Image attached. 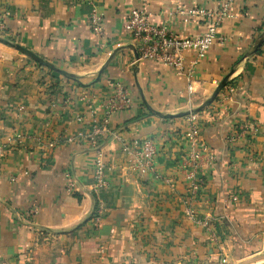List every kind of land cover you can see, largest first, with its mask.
<instances>
[{
	"label": "crops",
	"instance_id": "crops-1",
	"mask_svg": "<svg viewBox=\"0 0 264 264\" xmlns=\"http://www.w3.org/2000/svg\"><path fill=\"white\" fill-rule=\"evenodd\" d=\"M3 2L2 40L41 63L0 43V264L216 258L205 229L186 213L190 147L182 133L195 114L214 162L191 209L198 220L211 219L227 254L240 247L253 256L264 252V0H232L214 44L194 67L195 55L185 52L180 75L138 60L124 30L126 11L140 9L156 26L195 37L203 22L176 9L217 12L222 0ZM92 12L102 16L101 36L88 24ZM225 79L216 99L200 110ZM115 83L133 105L108 118L98 141L109 185L95 198L89 191L94 147L77 134L104 119ZM244 124L257 132L229 143ZM143 140L158 151L147 176L130 170L123 151ZM96 204L102 212L93 227Z\"/></svg>",
	"mask_w": 264,
	"mask_h": 264
},
{
	"label": "built area",
	"instance_id": "built-area-1",
	"mask_svg": "<svg viewBox=\"0 0 264 264\" xmlns=\"http://www.w3.org/2000/svg\"><path fill=\"white\" fill-rule=\"evenodd\" d=\"M232 0H222L217 12L205 8L193 7L190 9L178 8L176 12L181 17L196 18L203 22L204 31L195 37H180L170 32L165 27H159L153 24L147 13L140 9L130 8L124 15V30L133 40L136 46L138 60L157 61L164 67L170 68L176 74H183L184 53L193 52L195 59L192 61L193 67L199 59L203 58L210 47L214 44L217 30L227 17ZM91 31L102 35L103 20L102 16L96 12L88 19ZM3 27V24H0ZM226 98H223L225 100ZM133 100L128 91L120 84L115 83L112 86V94L108 97L104 108V119L100 122L93 121L90 123L88 132L80 131L77 138L86 140L94 147L95 158L92 163L90 175V194L97 198L100 190L108 188L106 178V167L104 154L98 141L104 135L107 129L108 118L115 113L128 110L132 107ZM82 122V118H77ZM197 115H190L187 128L182 133V138L189 144L190 152L187 157L190 170L186 178L189 183V194L185 203L189 204L186 211L190 220L199 223L204 228H210L208 219L196 218L195 212L191 209L192 204L196 203L201 196L204 186L203 173L206 167L211 166L214 162V156L208 152L207 148L200 140L201 127L198 123ZM239 133L231 135L227 141L233 143L238 137L246 134L254 135L257 127L254 124H244L238 127ZM123 151L129 154L131 161L129 168L140 176H147L154 172L155 158L157 156V147L152 140H143L133 142L131 145H124ZM74 185L69 183V190H74ZM101 205L96 204L95 219L92 226L97 227L101 217Z\"/></svg>",
	"mask_w": 264,
	"mask_h": 264
},
{
	"label": "rangeland",
	"instance_id": "rangeland-1",
	"mask_svg": "<svg viewBox=\"0 0 264 264\" xmlns=\"http://www.w3.org/2000/svg\"><path fill=\"white\" fill-rule=\"evenodd\" d=\"M5 9L6 7L4 5L3 0H0V15L1 16L4 15ZM0 24H3V23H0ZM3 29H4L3 27H0V38L6 39V37L3 35ZM18 52L28 57V55L25 54L24 52L22 51H18ZM204 219H207V218H204ZM209 224H210L209 229L204 228L203 226L202 228L205 229L207 233L208 242L209 244L213 246L211 248H213L214 253H215V248H216V252H217L216 258H215V254L213 256L204 254L203 258H198V260L192 259L191 261H187L185 263L183 262L181 264H257V263H260L261 261L262 262L264 261V252L260 255L253 256V253L251 254L249 252H246V250L241 247L237 249L232 248L230 249L231 251H229L227 254V251L222 245L223 242H222L221 233H219L218 230L215 228V225L212 224L211 219L209 220Z\"/></svg>",
	"mask_w": 264,
	"mask_h": 264
},
{
	"label": "water",
	"instance_id": "water-1",
	"mask_svg": "<svg viewBox=\"0 0 264 264\" xmlns=\"http://www.w3.org/2000/svg\"><path fill=\"white\" fill-rule=\"evenodd\" d=\"M0 43L4 44V45H6V46H9V47H11V48H13L14 50L25 52V53H27L30 57L36 59L39 63H41L37 58H35V56H33L31 53H29L28 51L24 50L23 48H21V47H19V46L13 45V44H11V43H9V42H7V41H5V40H2V39H0ZM225 81H226V79L223 80V82L218 86V88H217L216 91L214 92L213 96H212L207 102H205V104L202 106V108H201L200 110H202L203 108L207 107L209 104H211V103L214 101V99L218 96L219 92L222 90V88H223V86H224V84H225ZM200 110H197L196 112H198V111H200ZM193 112H194V111H191V112H188V113L183 114V115H180V116H181V117H182V116H187V115H189V114H191V113H193ZM257 264H264V261H263V262H260V263H257Z\"/></svg>",
	"mask_w": 264,
	"mask_h": 264
},
{
	"label": "trees",
	"instance_id": "trees-1",
	"mask_svg": "<svg viewBox=\"0 0 264 264\" xmlns=\"http://www.w3.org/2000/svg\"><path fill=\"white\" fill-rule=\"evenodd\" d=\"M35 61H36V63H39L36 59H35ZM55 72H56V71H55ZM57 73H58V72H57ZM226 82H227V81H225V84H224L223 88L226 86ZM223 88H222V89H223ZM215 99H216V98H215Z\"/></svg>",
	"mask_w": 264,
	"mask_h": 264
}]
</instances>
